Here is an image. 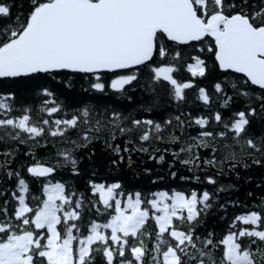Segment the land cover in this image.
Returning a JSON list of instances; mask_svg holds the SVG:
<instances>
[{
    "label": "snow or ice",
    "instance_id": "snow-or-ice-1",
    "mask_svg": "<svg viewBox=\"0 0 264 264\" xmlns=\"http://www.w3.org/2000/svg\"><path fill=\"white\" fill-rule=\"evenodd\" d=\"M0 81V264H264V0H0ZM96 143L188 187L82 190Z\"/></svg>",
    "mask_w": 264,
    "mask_h": 264
},
{
    "label": "trees",
    "instance_id": "trees-1",
    "mask_svg": "<svg viewBox=\"0 0 264 264\" xmlns=\"http://www.w3.org/2000/svg\"><path fill=\"white\" fill-rule=\"evenodd\" d=\"M82 80L76 78L74 84L71 88H64L63 85H60L61 88L64 89V97H66L65 102L72 104L74 106H80L82 104H105L112 103L115 100V96H113L110 92L105 96L99 93L93 92H85L81 88ZM25 85L22 82H13V81H0V91L4 90H13V89H23ZM18 97L26 102H31L35 106L39 103L38 100L33 99V94L28 92L17 91ZM133 95L139 99L142 93L137 90ZM198 103V102H196ZM186 111H191L194 115L198 114L199 110L195 107V104H189L185 108ZM96 148V156L95 161L96 164L90 165L87 161H85L81 165V171L84 173L81 177H77L75 183L81 187L83 190V185L86 181L91 178L96 180L97 182H112L113 179H119L125 189L135 190L142 189L143 191H156L160 189H170V188H180V187H188V184L184 181L177 179H173L169 177L166 171L160 169L158 165H156L153 161H149L146 156L137 155L133 153V166L131 169L127 167L126 164L121 165L119 170H109L107 167H103V163L107 160V155L102 149V145L100 143L95 144ZM144 167L152 168V173L146 174L143 172ZM93 170L98 171L97 176H93ZM252 175L254 181L258 182L260 178H264V168H253L250 173ZM160 176H163V179H159ZM65 178H67L65 174ZM155 181V183H153ZM235 182V181H233ZM253 191L254 195L258 196L260 194H264V187L257 188L254 183H248L246 185H242L239 193H233V198L239 197L241 201H245L247 191ZM223 195V194H222ZM248 202L251 203V198H248ZM229 213H232L233 208L229 206ZM223 213H218V215H222ZM216 217H210L209 223L215 220Z\"/></svg>",
    "mask_w": 264,
    "mask_h": 264
}]
</instances>
